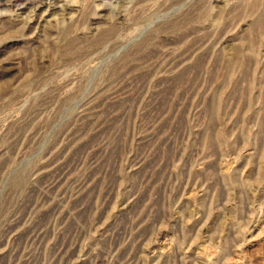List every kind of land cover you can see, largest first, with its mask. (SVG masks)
Instances as JSON below:
<instances>
[{"label":"rangeland","instance_id":"rangeland-1","mask_svg":"<svg viewBox=\"0 0 264 264\" xmlns=\"http://www.w3.org/2000/svg\"><path fill=\"white\" fill-rule=\"evenodd\" d=\"M32 1L0 2V264H264V0Z\"/></svg>","mask_w":264,"mask_h":264},{"label":"bare ground","instance_id":"bare-ground-1","mask_svg":"<svg viewBox=\"0 0 264 264\" xmlns=\"http://www.w3.org/2000/svg\"><path fill=\"white\" fill-rule=\"evenodd\" d=\"M27 1H29V0H0V2H2L3 4H5V5H9V6H12L13 4H15L16 5V7L18 6V5H23L24 3L26 4L27 3ZM33 1L31 0V3H32ZM40 2V1H39ZM35 3V2H34ZM42 3V2H41ZM46 3H48L49 4V2H46ZM51 4H52V2H50ZM28 4V3H27ZM39 4V3H38ZM25 6V5H24ZM41 6V5H40ZM49 7V6H48ZM48 7H47V9H48ZM55 7V6H54ZM38 8V7H37ZM42 8V7H41ZM39 9V8H38ZM50 9V8H49ZM49 11V10H48ZM51 12V11H50Z\"/></svg>","mask_w":264,"mask_h":264}]
</instances>
